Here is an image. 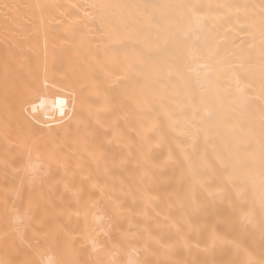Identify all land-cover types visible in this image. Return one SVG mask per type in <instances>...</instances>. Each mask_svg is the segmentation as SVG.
I'll return each instance as SVG.
<instances>
[{
  "label": "bare ground",
  "instance_id": "obj_1",
  "mask_svg": "<svg viewBox=\"0 0 264 264\" xmlns=\"http://www.w3.org/2000/svg\"><path fill=\"white\" fill-rule=\"evenodd\" d=\"M0 264H264V0H0Z\"/></svg>",
  "mask_w": 264,
  "mask_h": 264
},
{
  "label": "rangeland",
  "instance_id": "obj_2",
  "mask_svg": "<svg viewBox=\"0 0 264 264\" xmlns=\"http://www.w3.org/2000/svg\"><path fill=\"white\" fill-rule=\"evenodd\" d=\"M24 31H25V30H24ZM24 31H23V32H20L19 34L29 32L30 30H29V31L26 30L25 32H24ZM39 32L41 33V30H40V31H39V30H36V33H39ZM52 32L57 33L56 31H52ZM1 33H3V32H1ZM16 33H17V32H16ZM42 33H43V32H42ZM56 35H57V34H56ZM59 35H60V34H59ZM59 35H58V36H59ZM61 38H62V37H61Z\"/></svg>",
  "mask_w": 264,
  "mask_h": 264
}]
</instances>
